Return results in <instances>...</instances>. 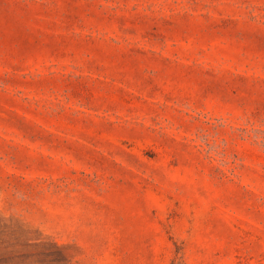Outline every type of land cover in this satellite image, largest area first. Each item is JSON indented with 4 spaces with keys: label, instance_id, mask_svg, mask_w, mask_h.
Listing matches in <instances>:
<instances>
[{
    "label": "rangeland",
    "instance_id": "374dc122",
    "mask_svg": "<svg viewBox=\"0 0 264 264\" xmlns=\"http://www.w3.org/2000/svg\"><path fill=\"white\" fill-rule=\"evenodd\" d=\"M0 264H264V0H0Z\"/></svg>",
    "mask_w": 264,
    "mask_h": 264
}]
</instances>
